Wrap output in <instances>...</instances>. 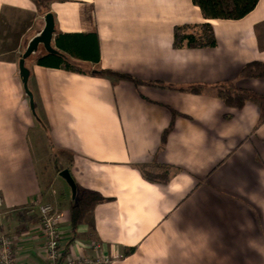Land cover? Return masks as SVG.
<instances>
[{"label": "crops", "instance_id": "1", "mask_svg": "<svg viewBox=\"0 0 264 264\" xmlns=\"http://www.w3.org/2000/svg\"><path fill=\"white\" fill-rule=\"evenodd\" d=\"M47 5L57 51V32L97 36L98 62L69 57L73 62L176 86L230 81L260 98L234 108L210 89L136 87L25 60L31 109L18 67L22 33L18 51L11 50L16 54H0V233L13 240L16 263L45 264L32 201L50 202L61 212L65 247L69 209L78 192L89 189L106 199L85 214L65 257L104 254L110 264H264V78L240 75L245 63L264 61V0L239 19L204 18L191 0ZM11 10L36 20L26 48L42 30L45 13L32 0H0V31ZM202 22L211 24L215 46H172L175 25ZM170 108L177 115L162 144ZM47 159L51 166L40 167ZM53 160L73 178L74 197ZM141 166L160 178L146 179Z\"/></svg>", "mask_w": 264, "mask_h": 264}, {"label": "trees", "instance_id": "2", "mask_svg": "<svg viewBox=\"0 0 264 264\" xmlns=\"http://www.w3.org/2000/svg\"><path fill=\"white\" fill-rule=\"evenodd\" d=\"M36 6V10L40 13L48 11V0H32ZM192 3L199 7L204 18H221V19H239L249 13L257 4L258 0H191ZM54 45L58 51L50 53L47 51L41 52L36 58V63L43 66L61 68L72 72H84L83 65L78 62H73L69 57H74L80 60L92 61L97 63L99 60V48L97 36L94 33H63L57 32L54 36ZM216 45V38L212 26L208 22L196 24H181L173 27L174 48H199L213 47ZM92 75H107L119 79L130 81L134 86L148 84L152 86L175 89L190 93H201L206 89H210L220 98L225 105L240 108L247 101L257 100L260 98L255 92L237 87L233 82H218L212 85L204 83H193L184 86H176L172 84H164L158 81H143L128 73L118 72L111 69L94 68L89 71ZM240 75L243 77L264 78V61H250L245 63L240 69ZM171 110L172 120L169 125L162 131L161 143L166 141L168 133L173 127V118L177 113ZM263 115L260 121L263 120ZM57 171L62 170V167H56ZM144 177L148 180L155 181L159 175L151 172H144V167L141 166ZM165 181V180H163ZM106 198L99 192L89 189H82L78 192L77 201L71 205L69 209L70 217V238L65 243L63 256H65L69 245L74 241L76 236V227L83 221L86 213L90 212L94 206Z\"/></svg>", "mask_w": 264, "mask_h": 264}, {"label": "built area", "instance_id": "3", "mask_svg": "<svg viewBox=\"0 0 264 264\" xmlns=\"http://www.w3.org/2000/svg\"><path fill=\"white\" fill-rule=\"evenodd\" d=\"M31 206H37L38 209L39 224L45 244V264H110L112 258L104 254L63 256L61 212L52 204L41 202L38 199L33 200ZM13 245V240L9 236L0 233V264H17ZM95 246L97 247L98 244Z\"/></svg>", "mask_w": 264, "mask_h": 264}, {"label": "rangeland", "instance_id": "4", "mask_svg": "<svg viewBox=\"0 0 264 264\" xmlns=\"http://www.w3.org/2000/svg\"><path fill=\"white\" fill-rule=\"evenodd\" d=\"M5 18L6 23L2 24V31H0V54L2 53L1 56H4L6 54L8 58L10 57V55L12 56L13 54H16L12 53L11 50L15 49L18 51V48L15 46V42L18 40V37L23 33L24 40L23 42L21 41L19 52L17 54L18 57H20L21 53L25 50V43L27 42V39L30 38L38 30L36 20L34 19V16L27 13L17 12L16 10H11ZM28 26L30 27L28 28ZM41 52H43V48L41 45H39L38 49L26 58V62L36 60V58ZM83 68L85 71L92 70L89 67L85 66H83ZM53 162V166L55 169L59 166L63 168V165L60 164L57 160H53ZM50 166L51 161L48 159L40 164V167L42 168H48Z\"/></svg>", "mask_w": 264, "mask_h": 264}, {"label": "water", "instance_id": "5", "mask_svg": "<svg viewBox=\"0 0 264 264\" xmlns=\"http://www.w3.org/2000/svg\"><path fill=\"white\" fill-rule=\"evenodd\" d=\"M54 16L51 12H47L44 15V26L42 30L35 36H33L30 41L28 42L25 50L21 54V57L18 61V67H19V74L21 77V81L23 83V87L25 92L27 93L29 97V103L31 109H33V100H32V94L28 89L27 81H28V75L29 70L25 66V60L28 56H30L33 52H35L38 49L39 45H42L44 50L50 53H56L57 50L51 45L52 36L54 34ZM59 175L62 176L65 181L68 183L71 189L72 196L74 197L76 194V184L71 177L69 171L67 169H62L59 172Z\"/></svg>", "mask_w": 264, "mask_h": 264}]
</instances>
